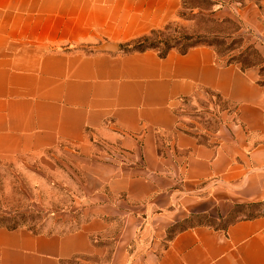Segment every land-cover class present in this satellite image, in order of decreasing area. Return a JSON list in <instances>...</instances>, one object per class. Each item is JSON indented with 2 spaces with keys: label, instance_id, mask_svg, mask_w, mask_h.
<instances>
[{
  "label": "crops",
  "instance_id": "crops-1",
  "mask_svg": "<svg viewBox=\"0 0 264 264\" xmlns=\"http://www.w3.org/2000/svg\"><path fill=\"white\" fill-rule=\"evenodd\" d=\"M264 57V0H210ZM182 0H0V162L78 184L62 233L0 227V264H264V71L210 44L87 50L178 18ZM261 43L258 42V41ZM226 104L203 125L185 100ZM124 150L127 162L95 140ZM61 167L54 168V164ZM258 204L255 215L234 217ZM258 212V213H257Z\"/></svg>",
  "mask_w": 264,
  "mask_h": 264
},
{
  "label": "rangeland",
  "instance_id": "rangeland-1",
  "mask_svg": "<svg viewBox=\"0 0 264 264\" xmlns=\"http://www.w3.org/2000/svg\"><path fill=\"white\" fill-rule=\"evenodd\" d=\"M169 23L172 27L167 36L179 49L210 44L225 63L238 64L242 68L260 66L264 69V57L260 49L254 41L245 39L251 31H241L234 18L216 17L210 0H182L178 18ZM127 43L120 46L109 44L114 45L115 50L136 51L137 46H128ZM99 45L82 47L95 50ZM225 106L219 96L209 93L206 99L185 100L179 115L186 122L210 125L217 122L215 117ZM54 166L62 165L59 163ZM77 196L78 184L70 181L65 173H54L44 158L26 155L0 162V224L8 222L3 221V217L17 216L23 227L35 232L62 233L75 229L76 223H69L64 214ZM258 208L241 207L234 217L256 213Z\"/></svg>",
  "mask_w": 264,
  "mask_h": 264
},
{
  "label": "trees",
  "instance_id": "trees-1",
  "mask_svg": "<svg viewBox=\"0 0 264 264\" xmlns=\"http://www.w3.org/2000/svg\"><path fill=\"white\" fill-rule=\"evenodd\" d=\"M171 27H172V24L169 23L166 26H164L163 28L153 29L149 33H147L143 36L132 39L127 44H128V46H132V45L137 46L136 51H145L148 49H155L159 52V54L162 57L167 56L168 53L173 49H177L180 52L184 53L189 48L196 46V45H192V46L185 48V49H179L177 44L172 43L171 37L167 36L168 31L171 29ZM126 52H130V51H126ZM247 68H249V67H247ZM243 69H246V68H243ZM262 71H264V69H262ZM251 207L254 209H257L259 206H258V204H255V205H251L249 208H251ZM259 209H260V207L258 208V210ZM252 215H255V213H251L248 216H252ZM2 220L8 221V222H6V223L3 222V224H0V227H5L8 229L26 228V227H23V225L18 222L17 216L3 217ZM27 229L32 230L30 228H27Z\"/></svg>",
  "mask_w": 264,
  "mask_h": 264
},
{
  "label": "built area",
  "instance_id": "built-area-1",
  "mask_svg": "<svg viewBox=\"0 0 264 264\" xmlns=\"http://www.w3.org/2000/svg\"><path fill=\"white\" fill-rule=\"evenodd\" d=\"M95 144H97L102 153H105L108 157H111L113 159H120L123 162H127L125 155H124V150L117 145L113 143H108L102 140H95Z\"/></svg>",
  "mask_w": 264,
  "mask_h": 264
},
{
  "label": "water",
  "instance_id": "water-1",
  "mask_svg": "<svg viewBox=\"0 0 264 264\" xmlns=\"http://www.w3.org/2000/svg\"><path fill=\"white\" fill-rule=\"evenodd\" d=\"M98 51H104V50H115L114 45H110L108 42H103L99 46L96 47Z\"/></svg>",
  "mask_w": 264,
  "mask_h": 264
}]
</instances>
